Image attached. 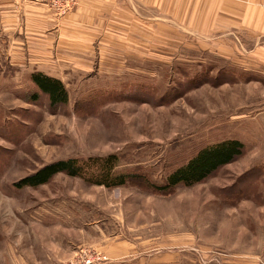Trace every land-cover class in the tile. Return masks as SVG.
Returning <instances> with one entry per match:
<instances>
[{"label":"rangeland","instance_id":"rangeland-1","mask_svg":"<svg viewBox=\"0 0 264 264\" xmlns=\"http://www.w3.org/2000/svg\"><path fill=\"white\" fill-rule=\"evenodd\" d=\"M146 17L164 20L146 24V46L55 63L66 106L32 101L30 66L0 48V264H264V67L245 64L238 39L224 59L179 44L170 14ZM228 139L242 154L203 182L152 187ZM109 155L133 176L124 186L58 174L15 187L54 162Z\"/></svg>","mask_w":264,"mask_h":264},{"label":"crops","instance_id":"crops-1","mask_svg":"<svg viewBox=\"0 0 264 264\" xmlns=\"http://www.w3.org/2000/svg\"><path fill=\"white\" fill-rule=\"evenodd\" d=\"M154 7L173 17L166 26L178 33L179 44L184 38L206 42L208 51L230 59L239 53L224 51L235 38L251 58L245 64L264 67V0H79L63 16L34 0H0V48L10 63L61 79L54 72L58 61L68 64L67 72L95 54L100 59L108 50L111 56L113 49L146 46V24L156 22L146 9ZM163 21L156 22L160 30Z\"/></svg>","mask_w":264,"mask_h":264},{"label":"trees","instance_id":"trees-1","mask_svg":"<svg viewBox=\"0 0 264 264\" xmlns=\"http://www.w3.org/2000/svg\"><path fill=\"white\" fill-rule=\"evenodd\" d=\"M30 80L39 92V94L32 95V101L43 96L51 108L68 104V92L59 79L41 72H34L30 75ZM243 149L244 146L241 142L232 139L204 147L193 158L171 173L163 185L152 187L158 192H167L179 185L190 187L199 184L223 166L234 161L242 154ZM115 163L116 158L113 155L104 158H89L86 161L76 159L60 160L46 165L32 175L21 179L15 187L19 189L36 188L47 184L50 179L58 174L83 178L106 188L124 186L133 179V176L130 174H115L113 172Z\"/></svg>","mask_w":264,"mask_h":264},{"label":"built area","instance_id":"built-area-1","mask_svg":"<svg viewBox=\"0 0 264 264\" xmlns=\"http://www.w3.org/2000/svg\"><path fill=\"white\" fill-rule=\"evenodd\" d=\"M44 3L56 16H63L71 12L79 0H34Z\"/></svg>","mask_w":264,"mask_h":264}]
</instances>
